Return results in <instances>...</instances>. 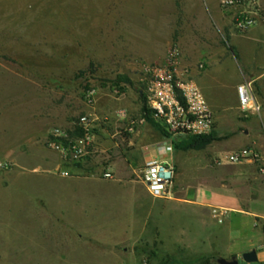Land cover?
<instances>
[{"label":"rangeland","instance_id":"374dc122","mask_svg":"<svg viewBox=\"0 0 264 264\" xmlns=\"http://www.w3.org/2000/svg\"><path fill=\"white\" fill-rule=\"evenodd\" d=\"M258 7L264 23L259 0ZM239 10H222L219 0H0V264H218L226 224L212 210L224 208L207 213L216 232L209 251L192 242L199 230H181L180 236L175 230H126L132 192L118 184L131 180L135 193L146 192L135 176L143 163L134 162L113 113L125 109L141 118L142 65L163 64L172 48L190 51L201 34L218 45L229 32L241 34L234 28ZM216 77L213 90L225 95V104L214 107L213 141L200 150H180L187 158L176 177V196L192 193L194 166L200 181L216 190L227 183L242 194L232 178L242 172L247 175L239 180L264 192L259 161L218 165L238 150L258 154L264 123L260 112L239 111L233 78ZM127 93L137 109H130ZM89 112L106 120L96 135L108 142L95 156L62 160L48 145L50 129H69ZM110 166L114 171L106 179ZM187 222L180 221L184 227Z\"/></svg>","mask_w":264,"mask_h":264},{"label":"crops","instance_id":"0c3cea01","mask_svg":"<svg viewBox=\"0 0 264 264\" xmlns=\"http://www.w3.org/2000/svg\"><path fill=\"white\" fill-rule=\"evenodd\" d=\"M259 6L264 15V0H259ZM195 44L190 51H180L181 67L187 70L189 78L195 82L204 95L213 113L214 122L218 115L214 107L225 104V95L213 90V82L218 80L216 76H219L220 79L224 77L230 81L233 78L232 84L230 83L233 99L237 98V85L243 82L252 84L257 91L255 98L261 106L260 118L264 123V23L253 25L241 34L229 32L221 45H218L210 35L202 34ZM200 64L202 68L199 67ZM206 91L209 95L206 94ZM127 97V103L132 104L135 101L130 93H127ZM210 97H212V102ZM130 109H137V105L132 104ZM116 111L113 113L115 125L122 129V133L127 136L128 144L132 145L130 150L134 151V162L141 161L144 166L151 160H170L178 168L174 180L173 197L169 199H155L144 191L135 193V183L131 180L124 181V184H118L122 187H129L132 192L127 201L130 206L127 210L126 230H136V232L137 230H175L177 236L182 235L181 230H199L194 234L196 238L193 237L192 242L206 244L209 251L216 240V232L212 222L207 221V213L210 207H221L227 212L224 216L226 225L220 232L222 250L220 258L237 257L246 251L254 250L257 263L264 264V192L262 189L239 180V177L247 175L239 172L234 173L232 178L238 182V189H242V194L240 190L237 192L235 187H231L227 183L216 190L212 184H204L200 181L198 167L194 166L191 178V185L194 187L192 193L187 196H176L180 191L179 188L175 189L176 177L178 180L181 177L179 171L187 156L181 154L180 149H175V145L170 154L162 152L160 148L167 143V137L145 121L143 116L134 119L136 125L133 133L123 132L126 121L117 119ZM89 115L96 116L93 112H89ZM119 132L120 130L116 131L113 137L118 136ZM113 137L111 136L110 140ZM258 137L259 135H257ZM96 139L101 147L108 142L109 138L100 139L97 137ZM114 146L118 147V144L115 143ZM263 146L257 147L262 155H264V150H262L264 148H261ZM192 163L194 164L195 160ZM247 164L251 165V163L241 165ZM218 165L231 166L234 164L222 161ZM131 167L130 164L127 165L128 172L132 174ZM108 170L114 171V167L110 166ZM258 175L263 178L264 174L259 172ZM182 191H185L186 194L187 190ZM242 203L247 204L249 209L243 208ZM179 211L181 213H178ZM172 216L174 217L172 218ZM168 219L171 222H168ZM182 219L189 221L185 227L180 223ZM259 256L261 259H258Z\"/></svg>","mask_w":264,"mask_h":264},{"label":"built area","instance_id":"2783aa9c","mask_svg":"<svg viewBox=\"0 0 264 264\" xmlns=\"http://www.w3.org/2000/svg\"><path fill=\"white\" fill-rule=\"evenodd\" d=\"M219 6L222 10L240 9L234 28L241 33L262 20L258 0H219ZM199 67L202 68V65ZM142 73L143 89L140 94L144 96V103L151 118L166 133L167 143L160 148L162 152L170 154L174 145L184 138L210 135L215 124L213 113L198 86L189 78L187 70L181 67L180 52L177 48L171 49L163 64L142 65ZM90 96V93L86 95V101L93 106ZM236 96L238 109L243 115L260 112L261 106L256 101L250 82L237 85ZM115 116L121 121H126L123 132H134L136 121L128 116L126 110H117ZM105 121L86 114L79 116L69 129L52 127L48 145L62 160L68 162H78L95 156L102 152L97 143L96 129L102 128ZM253 160L260 162L259 172L264 174V155L251 150L232 152L218 163L224 161L241 165ZM135 176L150 197H173L175 167L170 160H151ZM103 177L111 178L110 171L105 170ZM225 213L224 210L213 208L212 217L221 223Z\"/></svg>","mask_w":264,"mask_h":264},{"label":"trees","instance_id":"16d2710c","mask_svg":"<svg viewBox=\"0 0 264 264\" xmlns=\"http://www.w3.org/2000/svg\"><path fill=\"white\" fill-rule=\"evenodd\" d=\"M119 81H122L124 83H130L127 77L125 76H120ZM140 97L144 100V96L141 94ZM142 116L147 121L149 124H151L153 127L158 129L163 135L166 136L165 131L162 129V127L155 122L150 114L149 111L146 109L145 103L142 105L141 108ZM213 141V137L211 135L208 136H195V137H187L182 139L181 141L177 142L175 144V149H180V150H189V149H194V150H200L206 147L208 144H210Z\"/></svg>","mask_w":264,"mask_h":264},{"label":"water","instance_id":"95a60500","mask_svg":"<svg viewBox=\"0 0 264 264\" xmlns=\"http://www.w3.org/2000/svg\"><path fill=\"white\" fill-rule=\"evenodd\" d=\"M215 261L218 264H239V261L245 264H255L257 262V257L255 251L250 250L242 253L240 258L231 256L229 259L217 258Z\"/></svg>","mask_w":264,"mask_h":264}]
</instances>
